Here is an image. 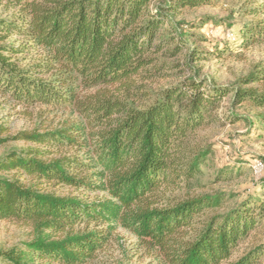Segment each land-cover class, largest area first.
<instances>
[{
	"label": "trees",
	"instance_id": "obj_1",
	"mask_svg": "<svg viewBox=\"0 0 264 264\" xmlns=\"http://www.w3.org/2000/svg\"><path fill=\"white\" fill-rule=\"evenodd\" d=\"M260 1L246 9L254 16L240 28L246 43L264 42ZM152 2L0 0L11 11L0 18V94L25 106L73 107L84 119L12 137L3 136L7 129L0 127V146L11 140L34 144L0 159V173H12L0 175V220L33 231L23 246L0 249V264H86L118 226L156 249L167 264L260 263L264 249L258 246L231 258L264 220V199L248 196L232 203L235 194L214 192L165 202L159 190L201 172L210 146L196 141L197 129L216 119L212 112L228 93L259 110L255 117L264 130V89H231L200 77L194 64L220 57L226 47L218 44L208 53L191 46L185 56L192 72L188 83L165 88L148 106L130 102L125 96L139 86L136 78L152 76L157 54H165V45L174 40L168 24L177 6L210 0H163L154 7ZM35 49H42L43 57L26 63ZM179 50L176 44L169 54ZM262 78L253 74L239 83ZM85 90L94 93L81 96ZM237 168H223L219 178L242 174ZM48 185L103 190L109 196L90 202L57 194Z\"/></svg>",
	"mask_w": 264,
	"mask_h": 264
},
{
	"label": "rangeland",
	"instance_id": "obj_2",
	"mask_svg": "<svg viewBox=\"0 0 264 264\" xmlns=\"http://www.w3.org/2000/svg\"><path fill=\"white\" fill-rule=\"evenodd\" d=\"M162 1L153 0L151 6L154 7ZM259 2L261 1L210 0L196 7L177 6L178 10L171 20L172 23L168 24L174 40L171 44L165 45L163 50L165 54L163 52L157 54L158 59L153 68L157 70H154V74L149 78L146 76L136 78L139 86L125 97L137 106L151 105L165 88L188 83L192 72L189 71L185 56L191 46L213 53L218 44L226 47L224 54L220 57L209 56L207 61L194 64L200 67V77L209 76L218 84L228 85L231 89L254 87L263 90L264 78L246 85L239 83L240 79L253 74L264 76V42L246 43L240 33V28L247 21L254 19V16L246 15V9L258 5ZM10 13L11 11L0 3V18L8 17ZM260 17L264 18V15ZM180 23L182 25H179ZM201 23L204 25L200 26ZM175 29H181L184 35L181 36ZM176 44L181 46V50L172 56L169 52ZM43 55L42 49H35L27 53L26 63L37 61ZM90 93L94 91L85 90L81 92V96ZM258 111L248 102H235L233 92L224 96L212 112L216 119L200 127L196 132V141L205 147L210 146V153L200 166L201 172L189 182L181 181L163 186L159 192L166 197L165 202L197 195H212L214 192L235 194L232 203L240 202L248 196L264 199V168L262 170L256 168L257 162L264 166V130L263 124L255 117ZM233 114L237 117H233ZM74 123L83 124L84 119L73 107L58 108L41 103L25 106L0 94V127L7 129L3 136L12 137L19 131L34 129L43 131ZM25 147H34V144L20 140L8 141L0 146V159L11 150ZM85 151L79 154L86 155ZM239 166L243 168L242 174L231 180L219 178V172L223 168L237 172ZM0 175L11 176L12 173ZM46 187L53 189L57 194L77 195L90 202L103 200L109 196L103 190L90 191L62 185ZM218 211L223 212L222 209ZM32 237L30 225L0 220V249L23 246ZM256 246L264 249V220L251 230L246 239L240 241L231 260H236ZM86 264H167V262L156 249L142 245L133 233L118 226L108 243ZM259 264H264V254Z\"/></svg>",
	"mask_w": 264,
	"mask_h": 264
},
{
	"label": "built area",
	"instance_id": "obj_3",
	"mask_svg": "<svg viewBox=\"0 0 264 264\" xmlns=\"http://www.w3.org/2000/svg\"><path fill=\"white\" fill-rule=\"evenodd\" d=\"M232 37L234 38V35H232ZM256 168H257L258 170H262V169L264 168V166H263V164L257 162V163H256Z\"/></svg>",
	"mask_w": 264,
	"mask_h": 264
}]
</instances>
